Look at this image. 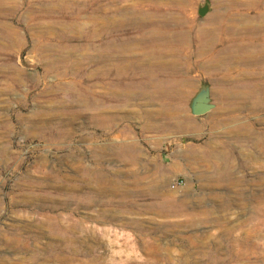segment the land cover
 Segmentation results:
<instances>
[{
	"label": "rangeland",
	"instance_id": "374dc122",
	"mask_svg": "<svg viewBox=\"0 0 264 264\" xmlns=\"http://www.w3.org/2000/svg\"><path fill=\"white\" fill-rule=\"evenodd\" d=\"M0 264H264V0H0Z\"/></svg>",
	"mask_w": 264,
	"mask_h": 264
},
{
	"label": "water",
	"instance_id": "95a60500",
	"mask_svg": "<svg viewBox=\"0 0 264 264\" xmlns=\"http://www.w3.org/2000/svg\"><path fill=\"white\" fill-rule=\"evenodd\" d=\"M205 8L199 9V14L203 15ZM214 105L209 102L208 93L205 90L200 91L191 102V112L194 116H200L208 113Z\"/></svg>",
	"mask_w": 264,
	"mask_h": 264
}]
</instances>
